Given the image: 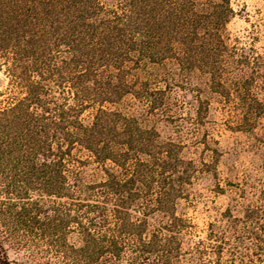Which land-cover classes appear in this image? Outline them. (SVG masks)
<instances>
[{
  "label": "trees",
  "instance_id": "16d2710c",
  "mask_svg": "<svg viewBox=\"0 0 264 264\" xmlns=\"http://www.w3.org/2000/svg\"><path fill=\"white\" fill-rule=\"evenodd\" d=\"M235 14L232 0H0V264H264V217L186 243L195 166L148 123L194 75L228 98L251 82Z\"/></svg>",
  "mask_w": 264,
  "mask_h": 264
},
{
  "label": "rangeland",
  "instance_id": "374dc122",
  "mask_svg": "<svg viewBox=\"0 0 264 264\" xmlns=\"http://www.w3.org/2000/svg\"><path fill=\"white\" fill-rule=\"evenodd\" d=\"M232 4L236 14L227 34L233 49L253 61L245 70L251 82L238 96L236 90L228 98L209 88L206 76L194 75L192 85L174 89L168 109L151 115L148 122L162 138L177 143L182 156L195 166L190 194L177 205L189 224L186 243L204 237L210 222L264 217V70L257 56L264 53V0H232ZM6 84L0 73V90ZM250 92L261 106L250 99L248 105L243 97L252 98ZM244 110L247 115L250 111L245 122Z\"/></svg>",
  "mask_w": 264,
  "mask_h": 264
}]
</instances>
